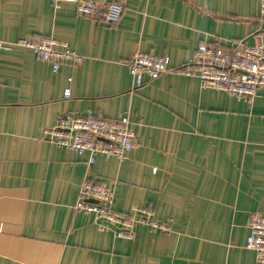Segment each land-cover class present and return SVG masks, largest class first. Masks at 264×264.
Instances as JSON below:
<instances>
[{"label": "crops", "instance_id": "obj_1", "mask_svg": "<svg viewBox=\"0 0 264 264\" xmlns=\"http://www.w3.org/2000/svg\"><path fill=\"white\" fill-rule=\"evenodd\" d=\"M122 1L108 23L67 0H0V40L52 36L84 56L55 70L30 49L0 51V264H259L245 244L251 213L264 215V90L247 100L183 70L201 43L251 40L262 0ZM138 51L170 70L135 87ZM66 113L129 117V158L89 164L52 143ZM87 180L113 185L115 210L148 207L170 230L101 231L75 209Z\"/></svg>", "mask_w": 264, "mask_h": 264}, {"label": "built area", "instance_id": "obj_2", "mask_svg": "<svg viewBox=\"0 0 264 264\" xmlns=\"http://www.w3.org/2000/svg\"><path fill=\"white\" fill-rule=\"evenodd\" d=\"M76 4L81 16L103 18L116 23L121 18L122 0H67ZM264 20V0L261 2ZM16 47L32 50L39 59L48 62L55 70L63 64L78 65L84 56L72 50L68 42L52 36H31L14 41L0 40V51H11ZM169 58L150 52L138 51L128 62L134 77L135 87L144 83V77L156 79L170 70ZM183 73L197 76L203 87L225 89L232 95L253 100L264 90V28L258 29L251 40H231L228 45L201 43L188 62ZM65 96L71 94L65 90ZM46 137L55 145L86 154L93 164L97 156L124 161L135 148L136 134L132 122L125 116L107 120L92 116L66 113L57 123L46 130ZM115 190L103 181L87 180L80 189V200L75 209L84 214H93L101 231L111 229L117 237L134 239L135 227L147 225L155 230L169 231V223L160 221L148 207H135L130 213L114 209ZM246 248L256 254L259 264H264V215L251 213Z\"/></svg>", "mask_w": 264, "mask_h": 264}]
</instances>
